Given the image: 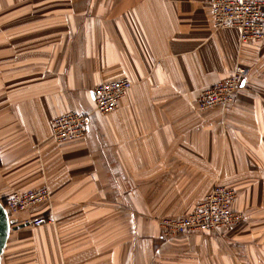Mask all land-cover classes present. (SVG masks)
<instances>
[{"label": "crops", "instance_id": "obj_1", "mask_svg": "<svg viewBox=\"0 0 264 264\" xmlns=\"http://www.w3.org/2000/svg\"><path fill=\"white\" fill-rule=\"evenodd\" d=\"M235 66L233 103L198 110ZM120 78L97 114L93 88ZM70 110L87 129L58 141ZM217 185L239 225L163 236ZM42 186L48 201L7 212L0 264H264V40L214 30L210 0H0V199Z\"/></svg>", "mask_w": 264, "mask_h": 264}, {"label": "built area", "instance_id": "obj_2", "mask_svg": "<svg viewBox=\"0 0 264 264\" xmlns=\"http://www.w3.org/2000/svg\"><path fill=\"white\" fill-rule=\"evenodd\" d=\"M210 3L214 30L236 28L242 42L264 40V0H210ZM245 72L244 67L235 66L229 76L204 89L198 96V110L232 104ZM130 87L131 82L127 78L97 84L93 88L94 111L99 115L114 111L120 98ZM89 115L70 110L54 117L52 136L58 141L82 136L87 129ZM236 196L234 189L215 186L190 213L179 218H161L159 225L163 236L195 231L219 233L224 228L239 225L243 215L232 208ZM49 198V189L42 186L37 189L12 191L1 203L8 213L23 212L48 201ZM49 220V217H41L32 223L41 225Z\"/></svg>", "mask_w": 264, "mask_h": 264}, {"label": "water", "instance_id": "obj_3", "mask_svg": "<svg viewBox=\"0 0 264 264\" xmlns=\"http://www.w3.org/2000/svg\"><path fill=\"white\" fill-rule=\"evenodd\" d=\"M17 219L10 218L0 201V256L9 236L11 228H16Z\"/></svg>", "mask_w": 264, "mask_h": 264}, {"label": "rangeland", "instance_id": "obj_4", "mask_svg": "<svg viewBox=\"0 0 264 264\" xmlns=\"http://www.w3.org/2000/svg\"><path fill=\"white\" fill-rule=\"evenodd\" d=\"M3 201V200H2ZM22 212V211H21ZM21 212H10L9 213V215L11 216V217H13V216H17L19 213H21Z\"/></svg>", "mask_w": 264, "mask_h": 264}, {"label": "trees", "instance_id": "obj_5", "mask_svg": "<svg viewBox=\"0 0 264 264\" xmlns=\"http://www.w3.org/2000/svg\"><path fill=\"white\" fill-rule=\"evenodd\" d=\"M0 201L3 203L2 199Z\"/></svg>", "mask_w": 264, "mask_h": 264}]
</instances>
